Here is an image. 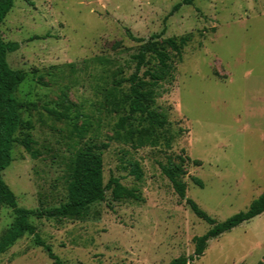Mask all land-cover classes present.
<instances>
[{
	"label": "rangeland",
	"instance_id": "374dc122",
	"mask_svg": "<svg viewBox=\"0 0 264 264\" xmlns=\"http://www.w3.org/2000/svg\"><path fill=\"white\" fill-rule=\"evenodd\" d=\"M179 1L14 0L0 23V38L19 45L7 64L25 76L14 97L27 106L17 110L11 162L0 173L17 206L63 203L65 164L85 146L101 155L104 182L116 177L143 198L115 202L106 193L80 219L31 218L63 264H168L190 256L193 238L210 226L161 174L159 164L168 160L184 172L185 198L216 222L264 194V0H194L170 13ZM161 32V44L190 40L172 79L155 88L154 108L167 121L157 145L134 148L113 140L117 114L104 105L105 96L113 86L126 88L113 81L134 71L131 57ZM27 137L36 159L20 145ZM131 164L142 172L139 181ZM12 221L11 210L0 207V236ZM259 263L264 212L209 240L190 264ZM0 264L54 263L25 234L0 254Z\"/></svg>",
	"mask_w": 264,
	"mask_h": 264
},
{
	"label": "trees",
	"instance_id": "16d2710c",
	"mask_svg": "<svg viewBox=\"0 0 264 264\" xmlns=\"http://www.w3.org/2000/svg\"><path fill=\"white\" fill-rule=\"evenodd\" d=\"M14 0H0V23L13 6ZM194 0H180L175 4L170 13L177 11L182 5H191ZM163 32L152 35L144 42L136 54L131 58L134 63V71L117 83L126 84V88H113L105 96L106 107L117 114V120L113 127V140L129 143L134 148L143 146H156L159 136L158 130L167 125L166 118L154 108L156 97L155 88L165 81L171 80L175 71V62H180L183 47L190 40L188 36L178 39L165 38L162 44L157 39ZM40 37H33L39 39ZM16 42L3 41L0 38V173L11 162L10 149L15 141V133L20 126L18 109L27 104L18 102L14 93L24 80L21 70H12L7 64L9 53L18 49ZM169 49L170 52L166 50ZM26 128L31 129V123H26ZM167 140L165 142L167 146ZM20 145L33 159L39 156L35 149V142L30 138L21 140ZM104 147H106L104 145ZM161 174L168 180L173 192L180 201H183L199 220L205 222L210 228L201 236L193 238V253L188 256H180L171 260L168 264H190L193 260L203 255L207 242L215 239L223 233L229 232L241 223L248 222L264 212V194L254 199L244 211H240L222 222H216L209 217L197 204L189 198H185L184 175L179 165L168 160L165 164H159ZM129 173L135 180L142 178V172L137 164H131ZM64 180L66 188V200L58 206L47 209H26L17 206L16 199L10 188L0 176V207L11 210L13 221L7 230L0 236V254L11 246L17 239L27 234L33 236L34 244L43 249L47 257L54 264H63L36 233L31 218L45 220H74L82 218L90 205L104 201L108 193L112 201L142 203L143 198L135 188L122 185L118 178L109 176L104 182L103 162L101 155L90 146L76 150L65 164ZM195 185L202 187L199 179L194 178ZM262 264V263H259Z\"/></svg>",
	"mask_w": 264,
	"mask_h": 264
}]
</instances>
